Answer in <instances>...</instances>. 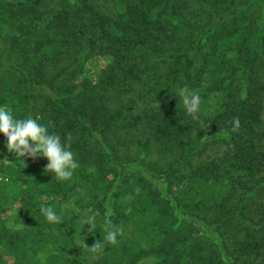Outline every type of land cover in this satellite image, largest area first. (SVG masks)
Segmentation results:
<instances>
[{
  "label": "trees",
  "instance_id": "trees-1",
  "mask_svg": "<svg viewBox=\"0 0 264 264\" xmlns=\"http://www.w3.org/2000/svg\"><path fill=\"white\" fill-rule=\"evenodd\" d=\"M2 10L18 33L0 69L27 91L50 146L0 161L3 187L16 184L0 258L264 264V0H3ZM94 57L105 63L80 78ZM209 145L218 151L205 156Z\"/></svg>",
  "mask_w": 264,
  "mask_h": 264
},
{
  "label": "rangeland",
  "instance_id": "rangeland-1",
  "mask_svg": "<svg viewBox=\"0 0 264 264\" xmlns=\"http://www.w3.org/2000/svg\"><path fill=\"white\" fill-rule=\"evenodd\" d=\"M239 2H245V0H239ZM2 3L3 0H0V54L3 51V47L7 45V41L18 33L15 16L10 15L6 17V14L2 10ZM245 12L248 14L247 16L250 17L249 15H254L256 10L251 8L250 10L246 9ZM33 36L31 38H33ZM34 38L37 39V36ZM41 38L40 34V39ZM12 58L17 63L20 62V58H17L15 55H13ZM69 60H71V58L68 55H64L60 62L63 64ZM104 63L105 59L100 57L87 60L84 66V73H82L80 78L86 75L94 77ZM26 93L27 91L23 89L17 81V77L9 75L0 69V151H2L0 154V161L8 160V154L13 155V157L28 156L32 158L38 155V150L47 149L50 146L48 139L40 135L45 128L41 129L42 123L37 122L39 115L35 112L29 113L25 109L23 97ZM125 147L126 146L123 145L120 151L122 155L126 152L131 155H136L133 146H131L128 151L126 150V152ZM217 151L218 148L215 145H209L205 152V156L213 155ZM151 154L159 163L169 157L168 154L157 151H153ZM4 182L6 181L0 175V226L6 224L4 223L6 222L5 218L12 212L11 206H9L11 200H4V197L13 195L16 191L15 182L6 183L7 185L5 188L3 187V185H5ZM7 187L10 190H7ZM14 200L15 204H17L16 197ZM14 262L15 260L11 257L0 258L1 264H13Z\"/></svg>",
  "mask_w": 264,
  "mask_h": 264
}]
</instances>
